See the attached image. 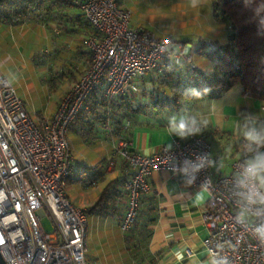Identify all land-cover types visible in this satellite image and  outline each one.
<instances>
[{"label": "built area", "instance_id": "obj_1", "mask_svg": "<svg viewBox=\"0 0 264 264\" xmlns=\"http://www.w3.org/2000/svg\"><path fill=\"white\" fill-rule=\"evenodd\" d=\"M79 6L94 29L87 40L91 62L52 115L34 116L23 95L0 73V253L7 264H93L87 255L89 215L68 191L75 161L69 131L97 87L108 103L121 94L139 93L137 79L159 68L170 53L172 37L131 26L132 11L118 0H83ZM261 108L264 111V105ZM105 125L110 127L109 121ZM115 148L130 172L123 232L135 222L142 195L151 188L152 171L169 168L194 187L207 189L203 244L211 264L225 259L228 264H264V242L256 232L264 225V215H255V206L244 211L243 195L264 191L254 182L240 183L252 155L247 148L231 163L232 172L219 177H214L212 165L220 157L212 154L204 133L175 137L151 154L133 151L124 138ZM201 156L206 158L204 167L192 172L186 162L198 163ZM46 215L55 223V232L44 229Z\"/></svg>", "mask_w": 264, "mask_h": 264}, {"label": "crops", "instance_id": "obj_2", "mask_svg": "<svg viewBox=\"0 0 264 264\" xmlns=\"http://www.w3.org/2000/svg\"><path fill=\"white\" fill-rule=\"evenodd\" d=\"M22 1H8L9 4L3 2L0 7L10 5L19 8ZM40 1H42L40 6L32 5L29 7L21 22L12 23L0 18L1 43L3 46L15 47L17 45L15 37L10 33L15 28L16 30L18 28L24 29V35L18 37V41L24 43L26 41L25 33L29 30L32 31L27 24L35 23L38 17L47 16L48 27L54 28L53 30L50 29L52 35H47L49 37L46 38V41L61 50V63L71 68V72L75 73L76 78L81 77L91 62L87 40L94 33V29L86 21L79 6V2L83 0ZM139 1L144 3V0H119L132 11ZM177 1L181 2L169 5L167 0H157L151 11L158 10V7L163 4L167 10H163L162 13L167 18L175 12L179 14V7L195 8L205 4L206 10L199 15L203 17V22H200L203 29L200 31L206 30V32H203L198 40L185 38L177 43L172 38L170 53L163 59L161 66L138 80L140 92L137 94L135 103L140 105L143 110L134 113L132 119L125 121V123L128 127L126 138L131 142V149L142 154H151L163 145L171 143L177 137L167 131L169 119L174 115L162 114L160 109L157 110L151 104L149 90L154 89L159 80L167 76V71L174 68L176 63L184 59L185 56H190L194 66L205 71L212 70L213 62L208 51L216 48L222 50L230 41V29L216 5L218 0ZM146 8L148 9L147 6ZM202 14L207 17L204 19ZM130 24L134 27L146 28L143 22L137 20H132ZM39 26L37 23L36 27ZM39 28L42 31V27ZM97 91L100 96L101 87H97ZM18 92L23 95L20 90ZM251 104L253 110L263 105L262 101L255 97H253ZM231 107L234 108L232 112L235 113L237 107L235 105ZM193 110V116L201 121L215 117L212 115L204 118L202 113L196 109ZM179 113L181 114L182 111H178ZM224 117L228 118L229 116L225 115ZM92 121L98 123L97 126L100 124L104 126L100 121L93 119L92 113L83 111L81 117L77 118L69 131V138L75 150L74 173L68 183L69 194L77 206L86 210L88 207L92 206L93 208L96 205L103 188L110 181L123 176H126V179L130 177L124 160L118 161L119 166L111 165L116 163H112L114 159L112 160L108 155L109 146L106 149L99 142L95 143L97 145L94 146L85 142L83 137L84 133L87 134V132L84 129L92 127ZM211 121L207 120L208 123L206 126H202L201 132H205L212 143V154L215 157H220V161L212 165L214 177H219L232 172L231 163L242 155L244 148H242L239 136L230 138L228 133H223L216 126H214L216 129H211L217 120L213 118ZM240 121L238 127L241 129L242 118ZM249 124L261 128L264 127V119L263 117H255L254 122ZM91 171L92 182L88 178ZM149 179L151 188L143 195L142 213L139 217L140 224L143 223V226L140 225L141 234L144 236H141L142 244L133 248L132 243L125 240V235L120 226L123 216L119 218L116 213L112 214L109 211L97 209L93 210L92 213L88 212L90 221L87 243L88 257L96 256L93 252L91 254L89 250L92 230V240L97 234L103 235L102 239L105 246L102 247V251L105 249L109 257L108 262L103 264H211L208 249L203 244V239L208 232L203 218V209L209 197L208 192L204 191L203 188L194 187L182 173L169 168L153 170ZM89 187H92L91 201L83 199L82 196L83 188L90 190ZM122 187H125V183ZM197 193L203 194V202L200 204H195ZM91 214L92 221L90 219ZM177 252L182 253V261H177ZM93 264H97V262L94 261Z\"/></svg>", "mask_w": 264, "mask_h": 264}, {"label": "trees", "instance_id": "obj_3", "mask_svg": "<svg viewBox=\"0 0 264 264\" xmlns=\"http://www.w3.org/2000/svg\"><path fill=\"white\" fill-rule=\"evenodd\" d=\"M8 1L13 0H0V4L3 2L9 4ZM41 3L40 0H23L19 8L10 5L0 7V18L12 23L21 22L30 6H40ZM216 5L228 23L230 41L222 50L216 48L208 51L213 62L212 70L205 71L184 58L167 71V76L159 80L154 89L149 90L151 104L157 110L160 109L162 114L193 116L194 103L204 98L210 99L221 95L236 82L242 85L244 92H249L264 105V0H218ZM137 94H121L108 103L100 98L96 89L82 112L92 113L93 119L103 125L109 121L111 133L119 139H127L128 127L125 121H130L134 113L143 110L135 103ZM180 110L182 113L178 114ZM82 112L78 118L81 117ZM94 122L92 121V130L95 126ZM124 165L129 172V165L125 160ZM89 169L92 170L90 167ZM88 178L92 182V171L88 174ZM126 180V176H123L110 181L103 188L96 205L87 209V213L98 209L116 213L119 218L124 217L128 193L122 186ZM141 213L140 206L132 228L124 234L125 240L131 242L133 248L143 242L140 229L143 223L140 224L139 221Z\"/></svg>", "mask_w": 264, "mask_h": 264}, {"label": "rangeland", "instance_id": "obj_4", "mask_svg": "<svg viewBox=\"0 0 264 264\" xmlns=\"http://www.w3.org/2000/svg\"><path fill=\"white\" fill-rule=\"evenodd\" d=\"M167 1L169 5L179 4L181 2L177 0ZM156 2L157 0H144V3H140L139 1L133 8L134 10H131V21L137 20L143 22L144 26L157 34V36L171 35L173 40L177 43L179 40L185 38L198 40L199 37L203 35V32H206V30L200 31V29H203L200 23L203 22V17L199 15L206 10L205 4L198 5L195 8L179 7V14L175 12L166 18L162 13L163 10H167L163 7V4L158 7V10L151 11L156 5ZM202 15L204 19L207 17L205 14ZM47 18V16H41L35 21L36 24L33 22L27 24L32 31L29 30L25 33L24 37L26 41L24 43L18 41V37L20 38L24 35V29L22 30L21 28L17 30L15 28L10 32L17 42L15 47L8 45L3 46V43L0 41V73L6 76L23 95L25 94L24 100L26 101L27 109L34 116H39L43 113L52 115L56 111L63 96L71 89L73 83L80 78H76L74 75L75 73L71 72L72 69L61 63V50L53 47L49 41H46V38L52 35L50 29L53 30L54 28L48 27ZM37 23L40 25L39 27H42V31L39 27H36ZM186 57L191 63L190 56H185V58ZM138 80L139 79H137V82ZM252 99L253 97L251 95L244 92L242 85L236 82L229 90L221 93V95H217L212 99L204 98L194 103L193 109L202 113L201 115L204 116V118L214 115L215 117L206 119L208 121H211L213 118L217 120L211 129H216L217 127L223 133H228L230 138L239 136L241 138L242 148L245 149L246 141L243 136V124L246 122L252 124L255 117H263L264 119V111L261 108L262 105L253 110L251 104ZM233 105L237 107L235 113L232 112L234 108L231 106ZM225 115L229 117L226 118L224 117ZM241 118L242 127L240 129L238 123L241 122ZM95 123L96 122H94V125ZM97 124L98 123L95 125L96 127H93V130L92 127H86V129H84V131L87 132V134L84 133L85 135L83 137L85 142L91 146L97 145L95 143L99 142V144L102 146L104 145L106 149L109 146L108 155L112 160L114 159L112 163H116L111 165L119 166L118 161L123 160L116 152L115 148L119 137L111 133V125L108 127L106 125L102 126L101 124L97 126ZM206 137L208 139L207 135ZM89 188L90 190L83 188L82 191L83 199L87 201L92 200V187ZM90 208H92V206H90ZM90 208L88 207L87 209ZM90 219L92 221V214L90 215ZM42 224L47 232L56 231V225L50 215L43 217ZM123 233L127 234L128 232ZM102 236L101 234H97L92 240L91 230L89 250L91 254L92 252L94 255L96 254L95 257L89 258L92 263H94V261L97 262V264L108 262L109 257L107 256L106 250L104 249V251H102V247L105 246Z\"/></svg>", "mask_w": 264, "mask_h": 264}, {"label": "clouds", "instance_id": "obj_5", "mask_svg": "<svg viewBox=\"0 0 264 264\" xmlns=\"http://www.w3.org/2000/svg\"><path fill=\"white\" fill-rule=\"evenodd\" d=\"M207 120H198L194 116L189 115H179L172 116L169 119L167 131L169 134H174L179 138H187L199 134L202 131V126L207 125ZM243 136L246 141V148L248 152L252 155L245 161L244 167L242 169V176L240 183L247 184L248 182H254L261 187H264V127L257 128L255 126H250L248 122L243 125ZM205 157L201 156L198 158L199 162L192 164L191 162H186L190 164L191 171H199L200 168L204 167ZM209 163H211L209 161ZM185 173L189 171L188 167L182 169ZM191 183V180L189 181ZM204 191H207L205 188ZM246 207L245 212L252 209L255 206L254 214L257 216L264 215V191H249L243 195ZM203 202V194L197 193L195 198V204H200ZM257 235L264 242V225L256 229ZM177 261L183 260V255L180 252L176 253ZM213 264H228V261H214Z\"/></svg>", "mask_w": 264, "mask_h": 264}, {"label": "water", "instance_id": "obj_6", "mask_svg": "<svg viewBox=\"0 0 264 264\" xmlns=\"http://www.w3.org/2000/svg\"><path fill=\"white\" fill-rule=\"evenodd\" d=\"M0 264H7L1 253H0Z\"/></svg>", "mask_w": 264, "mask_h": 264}]
</instances>
